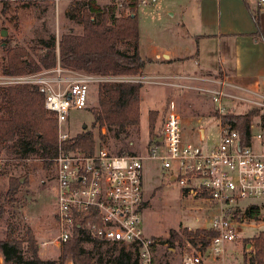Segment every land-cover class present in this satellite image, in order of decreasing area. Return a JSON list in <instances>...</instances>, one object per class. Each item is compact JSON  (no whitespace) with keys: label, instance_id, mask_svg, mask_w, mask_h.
Returning <instances> with one entry per match:
<instances>
[{"label":"built area","instance_id":"2783aa9c","mask_svg":"<svg viewBox=\"0 0 264 264\" xmlns=\"http://www.w3.org/2000/svg\"><path fill=\"white\" fill-rule=\"evenodd\" d=\"M154 1L136 2L147 6ZM258 4L264 6V0H258ZM103 83L162 86L200 95L210 103L218 121L217 141L208 149L184 141L182 116L170 100L160 135L153 141L149 139L144 155H115L99 146L91 153L66 150L64 142L71 137L63 125L70 111L85 110L91 87ZM16 85L36 86L43 92L44 109L56 118L58 146L50 160L57 186L55 247H61L78 229L81 237L129 248L139 264H155L156 239L143 229V166L150 160L157 162L161 175L176 182L185 195L210 200L218 208L206 229L212 236L201 235L194 239V245L186 241L181 264H227L226 245L238 238L235 225L244 221L246 210L255 207L252 204L244 209L241 204L264 201V90L237 84L224 74L103 76L63 69L58 64L34 74H0V87ZM235 106L258 111L257 123L254 118L245 141L225 120ZM201 131L198 129L197 135L204 141ZM4 164L0 158V170Z\"/></svg>","mask_w":264,"mask_h":264},{"label":"trees","instance_id":"16d2710c","mask_svg":"<svg viewBox=\"0 0 264 264\" xmlns=\"http://www.w3.org/2000/svg\"><path fill=\"white\" fill-rule=\"evenodd\" d=\"M72 17L80 26V33L67 31L57 39L54 34L39 39L37 44L29 47H3L5 54L0 65L2 75H24L47 71L60 65L63 69L79 71L87 74L118 76L143 74L145 67L152 63L143 59L139 53V24L136 0H111L103 8H99L95 0H75ZM4 12L9 0H1ZM95 14H99V19ZM252 19L256 27V37L264 42V34L260 29L258 12H253ZM118 45L130 47L132 52L118 48ZM143 85L127 83H103L97 85L96 106L87 107L91 115L90 128L64 142L66 150L91 153L95 146L94 130L99 133V140L104 139L102 129L114 130L115 138L122 147L117 155H134L128 149L125 139L130 128H137L140 123L141 89ZM175 96V94H170ZM43 92L36 86L16 85L0 87V153L13 155L18 159L30 156L38 157L45 168L57 152V124L55 115L43 107ZM165 101L162 118L170 101ZM89 100V99H88ZM258 115V111L246 113H229L225 120L232 123L242 141L249 137V125ZM158 112H149V139L153 141L160 135L162 119L155 128ZM6 163V160H5ZM21 179H26L21 183ZM27 184L25 177H10L6 198L16 203V195L20 187ZM7 210L0 201V223ZM11 220L7 223L4 238L0 239V255L4 264H94L96 249L100 242L81 237L75 229L70 239L61 247L58 262L43 261L38 257V244L30 226L24 224L17 212L12 211ZM259 207H251L245 214L257 220ZM205 235L212 236L208 230L188 231L184 228L181 234L171 230L166 242L183 246L186 241L194 245V239ZM85 242L93 243L90 251L83 248ZM250 252L244 255L243 264H264V232H259L248 239ZM246 250V249H244ZM112 264H139L131 251L121 248Z\"/></svg>","mask_w":264,"mask_h":264},{"label":"rangeland","instance_id":"374dc122","mask_svg":"<svg viewBox=\"0 0 264 264\" xmlns=\"http://www.w3.org/2000/svg\"><path fill=\"white\" fill-rule=\"evenodd\" d=\"M110 1L95 0L99 8H103ZM75 6V0L59 3L53 0H9L8 8L1 12L0 0V32L2 30L7 32L5 38L0 37V65L5 57L1 51L2 46L29 48L37 44L39 39L47 38L48 34H54L58 39L62 33L70 30L80 33V26L72 17ZM183 6V0H155L147 6H138L139 47L142 56L152 51L150 50L152 47L169 43V37L172 36H169L168 30L180 22L179 13ZM95 16L99 19V14ZM118 48L125 49L121 45H118ZM124 51L132 52V49L126 47ZM96 89V85L90 89L87 109L97 105ZM169 91L170 89L162 86L145 85L142 88L140 123L137 128L129 129V136L125 139V142L129 144L127 149L132 154H145V144L149 141V112H158L156 128L162 119L161 114L169 96L170 100L176 103L182 116L184 141L202 146L204 149H208L217 141L218 121L214 117L210 103L204 101L198 94L178 93L172 96L169 95ZM249 108V106H235L233 113H246ZM87 109L70 111L68 122L63 125L64 132L69 137L80 133L83 126L84 129L90 128L92 118ZM254 122L257 123V118ZM198 129L204 130V141H201L197 135ZM93 133L97 147H104L111 154L117 155L116 152L122 145L116 140L114 130L102 129L101 134L104 135L102 140H99L96 129ZM0 158L6 160L0 170V201L7 210L0 223V239L4 238L7 223L11 220V212L15 211L22 222L30 226L34 233L39 248L38 257L43 261L58 262L62 246L57 248L52 244L57 236L54 221L57 186L53 179L51 165L45 168L43 162L36 156L18 159L13 155L0 153ZM10 177L27 178V184L20 187L15 197L16 203L8 202V198L5 197ZM143 179L146 194L143 229L147 235L156 239L155 264H181L186 245L180 246L175 243L171 246L164 243L169 238L171 230L179 234L184 228L206 230L213 217L217 215L218 208L210 200H199L185 195L176 182L169 181L161 175L157 162L150 160L144 162ZM25 180L20 181L23 183ZM252 204L260 208V216L255 220L245 214L244 221L235 225L238 238L226 245L227 264H243L245 253L250 252L251 249L244 250L247 247V245L245 247L246 242L259 232H264V201L248 200L241 206L245 209ZM93 247L91 242L83 244L86 251L92 250ZM121 248L130 251L129 248L122 246L101 244L96 249L94 264H112Z\"/></svg>","mask_w":264,"mask_h":264},{"label":"crops","instance_id":"0c3cea01","mask_svg":"<svg viewBox=\"0 0 264 264\" xmlns=\"http://www.w3.org/2000/svg\"><path fill=\"white\" fill-rule=\"evenodd\" d=\"M183 1L180 22L168 30L169 43L152 47L145 56L139 47L140 56L153 61L143 74H224L237 84L264 90V42L255 35L251 15L258 12L264 34V6L258 0Z\"/></svg>","mask_w":264,"mask_h":264},{"label":"water","instance_id":"95a60500","mask_svg":"<svg viewBox=\"0 0 264 264\" xmlns=\"http://www.w3.org/2000/svg\"><path fill=\"white\" fill-rule=\"evenodd\" d=\"M6 36H7V32H6L5 30H2V31L0 32V37H1V38H5ZM3 45H4V44H3ZM164 58L166 59L167 56H164ZM82 129H84V126L82 127ZM158 140L160 141L161 139L159 138ZM249 249H250V245H247L246 250H249ZM0 264H4L1 255H0ZM67 264H72V262H68Z\"/></svg>","mask_w":264,"mask_h":264}]
</instances>
